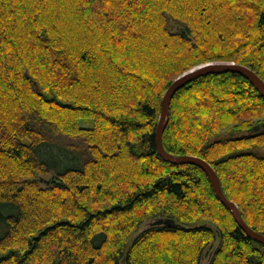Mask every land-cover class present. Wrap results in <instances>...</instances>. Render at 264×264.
<instances>
[{
  "label": "trees",
  "instance_id": "16d2710c",
  "mask_svg": "<svg viewBox=\"0 0 264 264\" xmlns=\"http://www.w3.org/2000/svg\"><path fill=\"white\" fill-rule=\"evenodd\" d=\"M210 60L264 80V0H0V264H201L217 231L208 264H264L207 172L157 149L164 92ZM163 144L210 162L264 234V94L248 77L182 86ZM155 217L175 223L128 245Z\"/></svg>",
  "mask_w": 264,
  "mask_h": 264
},
{
  "label": "water",
  "instance_id": "95a60500",
  "mask_svg": "<svg viewBox=\"0 0 264 264\" xmlns=\"http://www.w3.org/2000/svg\"><path fill=\"white\" fill-rule=\"evenodd\" d=\"M227 71H232V72L245 75L257 86V88L261 91V93L264 94V80L252 68L246 65H243V64H239L235 62H209L203 65H200L197 68L191 69L190 71H186L182 73L170 84V86L166 89L163 95V98H162L161 114H160L157 131H156L157 149L159 153L166 160L171 161L174 164L191 163V164H197L201 166L207 172L212 182V185L216 191L217 196L231 210L236 220L242 226V228L246 231V233L250 237L264 243V234L253 229L245 222L237 202L229 199L227 195L225 194L222 188L220 178L216 170L214 169L213 165L210 162H208L203 157L192 155V154H186L182 156L174 155L168 152L163 144V132L167 124V120L169 118V108H170V104H171V101L175 93L182 86L186 85L187 83L191 82L192 80L196 79L199 76H202L208 73L227 72ZM45 181L47 183L51 182L50 179H45ZM163 223L174 224L175 221L173 219L160 218L156 222V224H163Z\"/></svg>",
  "mask_w": 264,
  "mask_h": 264
},
{
  "label": "rangeland",
  "instance_id": "374dc122",
  "mask_svg": "<svg viewBox=\"0 0 264 264\" xmlns=\"http://www.w3.org/2000/svg\"><path fill=\"white\" fill-rule=\"evenodd\" d=\"M174 24V23H173ZM174 28H175V25H174ZM209 62H235L237 63L236 61L234 60H210V61H206V62H201L199 64H196L194 66H191L189 69L183 71L182 73L186 72V71H190L191 69H194V68H197L198 66L200 65H203L205 63H209ZM241 64V63H239ZM244 65V64H243ZM182 73H180L179 75H181ZM177 75L176 77L173 78L172 82L179 76ZM165 93V92H164ZM176 94V93H175ZM164 95V94H163ZM174 97V96H173ZM169 112H170V108H169ZM160 118V116H159ZM169 120V118H168ZM168 120H167V123H168ZM159 122V120H158ZM81 124L83 126H93V122L92 121H86V120H82ZM167 125V124H166ZM166 127V126H165ZM228 135V131L227 129H223V131L221 133L218 134V136H216V138L218 137H225ZM56 139L59 141V142H63V143H69V144H76V145H80L82 146H85L86 148L88 147L87 144L85 143L84 145V140H82L80 137H76V138H72L70 136H68L67 134H56ZM259 151L263 152L264 153V148H257ZM169 152V151H168ZM171 153V152H170ZM173 154V153H172ZM89 155L90 152H89ZM176 155V154H174ZM183 155V154H182ZM182 155H177V156H182ZM171 162V161H170ZM172 163V162H171ZM53 174H50V175H47V177H52ZM45 183L47 182H42L41 185H46ZM48 184V183H47ZM241 210V209H240ZM160 219V217H155V218H152V219H148V220H145L143 221L140 226L138 227L137 230L133 231L132 235L129 237V240H128V245H131L132 242L134 241V239L138 236L139 233H141V231L153 226L156 224L157 220ZM246 222V221H245ZM203 224H207L208 226H212L214 229V224H212V222L210 220H207V219H201V220H198L196 222H192L189 224V226H195V225H203ZM217 239L211 243L210 245L207 246V248L205 249V252H204V255H203V258H202V261H201V264H208L214 254V251L216 250L217 246L219 245L220 241H221V236H220V233L217 231ZM124 263V262H123Z\"/></svg>",
  "mask_w": 264,
  "mask_h": 264
}]
</instances>
